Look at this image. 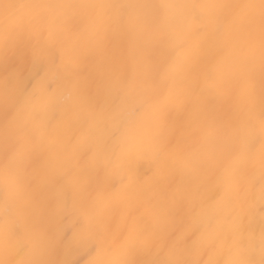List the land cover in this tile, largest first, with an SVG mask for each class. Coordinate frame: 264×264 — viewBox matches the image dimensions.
Wrapping results in <instances>:
<instances>
[{
	"label": "snow or ice",
	"instance_id": "obj_1",
	"mask_svg": "<svg viewBox=\"0 0 264 264\" xmlns=\"http://www.w3.org/2000/svg\"><path fill=\"white\" fill-rule=\"evenodd\" d=\"M0 15V264H264V0Z\"/></svg>",
	"mask_w": 264,
	"mask_h": 264
},
{
	"label": "bare ground",
	"instance_id": "obj_2",
	"mask_svg": "<svg viewBox=\"0 0 264 264\" xmlns=\"http://www.w3.org/2000/svg\"><path fill=\"white\" fill-rule=\"evenodd\" d=\"M6 2H16V0H6ZM3 16L0 15V25H3ZM81 259H86V257L82 256Z\"/></svg>",
	"mask_w": 264,
	"mask_h": 264
}]
</instances>
